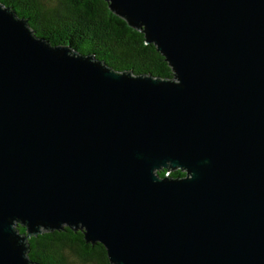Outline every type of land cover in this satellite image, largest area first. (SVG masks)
I'll use <instances>...</instances> for the list:
<instances>
[{
	"label": "water",
	"instance_id": "1",
	"mask_svg": "<svg viewBox=\"0 0 264 264\" xmlns=\"http://www.w3.org/2000/svg\"><path fill=\"white\" fill-rule=\"evenodd\" d=\"M105 1L171 78L0 3V264H38L27 237L58 229L109 264H264V0Z\"/></svg>",
	"mask_w": 264,
	"mask_h": 264
},
{
	"label": "trees",
	"instance_id": "2",
	"mask_svg": "<svg viewBox=\"0 0 264 264\" xmlns=\"http://www.w3.org/2000/svg\"><path fill=\"white\" fill-rule=\"evenodd\" d=\"M25 18L37 37L62 43L82 54H93L113 71L171 78V70L154 45L113 14L105 0H0ZM158 176L183 172L157 171ZM22 233L23 227L16 226ZM27 256L38 264H109L99 243H86L80 230L42 231L27 237Z\"/></svg>",
	"mask_w": 264,
	"mask_h": 264
},
{
	"label": "rangeland",
	"instance_id": "3",
	"mask_svg": "<svg viewBox=\"0 0 264 264\" xmlns=\"http://www.w3.org/2000/svg\"><path fill=\"white\" fill-rule=\"evenodd\" d=\"M71 264H75V263H71Z\"/></svg>",
	"mask_w": 264,
	"mask_h": 264
}]
</instances>
